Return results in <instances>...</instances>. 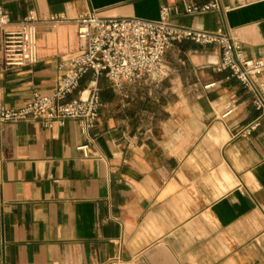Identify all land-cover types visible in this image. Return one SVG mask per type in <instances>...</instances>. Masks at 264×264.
Masks as SVG:
<instances>
[{
  "label": "crops",
  "instance_id": "1",
  "mask_svg": "<svg viewBox=\"0 0 264 264\" xmlns=\"http://www.w3.org/2000/svg\"><path fill=\"white\" fill-rule=\"evenodd\" d=\"M211 1L0 0L12 22L34 12L38 51L24 66L5 65L0 51V107L52 93L83 48L73 20L88 12L156 20L167 5L174 25L221 29L246 56L264 57V0L185 13ZM54 15L66 21L53 25ZM219 60L217 46L185 40L166 51L169 75L157 85L116 89L97 77L91 129L0 123V264H264V117ZM92 81L87 73L67 99Z\"/></svg>",
  "mask_w": 264,
  "mask_h": 264
},
{
  "label": "built area",
  "instance_id": "2",
  "mask_svg": "<svg viewBox=\"0 0 264 264\" xmlns=\"http://www.w3.org/2000/svg\"><path fill=\"white\" fill-rule=\"evenodd\" d=\"M213 0L206 4H187L186 14H203L218 10ZM172 8L163 5L156 20L139 17H103L88 12L73 20L76 36L83 48L65 62V70L58 77L52 93H34L29 102L20 108L0 107V123L30 121L45 128L63 126L67 120H77L87 129L95 127L102 105L96 78L106 76L112 86L120 89L124 82L157 85L168 75L164 64L166 51L174 44L185 40L202 46H217L220 50L218 70H229L241 86L250 93L259 118L264 117V83L258 81L264 74V57H248L242 48L221 29L197 30L177 26L170 22ZM53 25L65 22L60 15L51 16ZM34 12L22 20L12 22L0 6V51L7 66L34 65L38 61ZM91 73L95 78L85 97L68 100L81 79ZM227 110L223 116L228 115ZM256 120L244 130L250 134L257 129ZM84 155L88 145L79 147Z\"/></svg>",
  "mask_w": 264,
  "mask_h": 264
}]
</instances>
